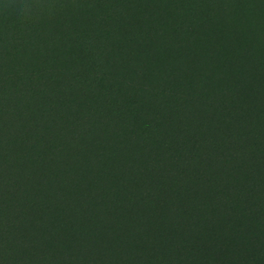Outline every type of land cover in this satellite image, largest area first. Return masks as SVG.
Wrapping results in <instances>:
<instances>
[{
	"label": "rangeland",
	"instance_id": "1",
	"mask_svg": "<svg viewBox=\"0 0 264 264\" xmlns=\"http://www.w3.org/2000/svg\"><path fill=\"white\" fill-rule=\"evenodd\" d=\"M26 7L29 17L0 13V264H264V0ZM141 106L147 116L125 123ZM152 129L163 138L175 130L189 147L195 131L206 137L199 146L211 178L197 195L215 200L201 205L202 220L162 211L187 181L175 177L180 161L154 187L148 169L128 165ZM236 129L251 131L250 162L226 164ZM119 132L120 160L101 164V135ZM95 172L121 174L119 207ZM134 177L145 184L127 182ZM172 202L186 216L204 201Z\"/></svg>",
	"mask_w": 264,
	"mask_h": 264
},
{
	"label": "trees",
	"instance_id": "2",
	"mask_svg": "<svg viewBox=\"0 0 264 264\" xmlns=\"http://www.w3.org/2000/svg\"><path fill=\"white\" fill-rule=\"evenodd\" d=\"M259 26L262 29V27H264V24L259 22ZM253 80L254 78L250 79V83L253 82ZM249 90H252L251 84H250ZM97 107H98L99 112L102 114L101 106L97 105ZM108 107L111 110V112L114 114L113 102L108 103ZM134 109L140 110L141 113H139L136 110L130 111L129 116H126V118L123 119L125 123H131L133 120H135L138 117L139 119L145 118L150 111L149 106L147 107L141 106L140 108L137 107ZM249 110L251 111V109ZM109 121L112 122L113 120L109 119ZM113 122L116 123V121H113ZM144 132H148V133L142 136L141 141H139L136 150L131 152L132 162L129 163L128 165L137 166V169H138L137 174H139L140 172H144L145 170L148 169L147 172L151 173V175H147L144 180L146 182L148 181L149 183H151V186L154 187V183L158 182L159 184L163 180L161 170H165V165L167 164L166 172L168 173L169 176H171L172 171L170 170L174 168L173 164L180 161V173L177 174L175 177L178 179L180 178V176L181 178L187 176V181L181 182V184L177 188L172 189V195L170 197V204L168 206H164L162 211L166 212L167 214L168 213L171 214L173 219L195 218V221L202 220L204 218L203 217L204 214H201L200 217L199 215L202 212L203 206L215 200V197L211 196L209 191H205L204 194L200 196L197 195L198 192L200 191V190L199 191L197 190L200 187V185H203V183L209 181L211 178L210 177L211 172H207L206 170V161H209L210 163V159L203 157L202 152L200 151V146H199L202 144L201 142L206 137L202 134L198 135L195 131V135L189 139L193 141L194 143H191L189 147L188 145H186V142L178 138V134L176 133L175 130H172L171 134L168 136H165L164 138L161 136L159 132H156L155 134H153L154 129H152L151 132H149V130H144ZM230 133L231 135L229 139L230 141L229 146L232 145V149L228 157H225L226 164L246 160L247 158L249 160L252 154L250 151L251 142L249 140L251 136V131L236 129ZM103 135L104 133L100 137L101 140L99 139V143H100L99 146L97 145V149L96 150L94 149V154L97 153L96 154L97 160H99L101 164L108 163L112 160H114L115 163L118 162L120 160L119 155L121 152H123L121 148V146L123 145L117 141L120 137L119 135H126V134L124 132H119L115 134L108 133L105 136V139L103 138ZM253 135L254 137L253 139H251V141H254V142L261 141L262 139L261 136L259 137L255 135L254 133ZM241 138H246L247 139L246 142H249V143L246 145L241 144L239 142ZM141 152H144V158L140 159L139 154ZM260 153H262V156H263L264 148L263 150L259 149L258 154ZM131 157L129 156L130 159ZM113 166L114 164H111L110 167L109 168L106 167V169L113 170ZM120 175L121 174H116L118 179L122 182L123 179H121ZM94 176L106 178V182L107 183L109 182L112 185V190L106 193L104 198L109 199L117 207H119L120 202L125 198L124 191L119 189L120 181L113 180L110 177H107L105 174L97 173L96 175V172L94 173ZM61 177H62V174L59 177L58 175H55V179L58 182L61 180ZM126 180L127 182L133 181L134 183L145 184L138 177H134L133 180H128V178ZM86 181H88V179H86ZM85 183H84V187H85ZM236 185H239V184L236 183ZM25 190L27 194L30 192V189L26 188ZM21 198L24 199L25 196ZM179 198L195 199V200L198 198H201V201H204V202L200 203V205L198 204L193 210L190 209L191 211L186 216H183V212L181 210H184V206L179 205V202H175V203L172 202V200H178ZM154 199L156 201H159L156 197ZM4 200H5L4 198H0V211L2 210L4 206V203H3ZM146 207H148V204L143 205V208H146ZM104 213L106 212L104 211ZM143 214L145 216H148L145 212ZM206 214L208 215V211L206 212ZM99 221H101V218H99ZM195 221L192 222L191 224L192 225L194 224V226L197 227L199 224H197ZM169 227H171L170 222L169 223L167 222L166 224L164 223L165 230H169ZM96 232L97 233L103 232L102 224H98L96 226ZM0 239H2V236H0ZM10 253H13L15 255V252L13 251H11Z\"/></svg>",
	"mask_w": 264,
	"mask_h": 264
},
{
	"label": "clouds",
	"instance_id": "3",
	"mask_svg": "<svg viewBox=\"0 0 264 264\" xmlns=\"http://www.w3.org/2000/svg\"><path fill=\"white\" fill-rule=\"evenodd\" d=\"M32 2L33 0H0V13L4 16H28L26 5Z\"/></svg>",
	"mask_w": 264,
	"mask_h": 264
}]
</instances>
